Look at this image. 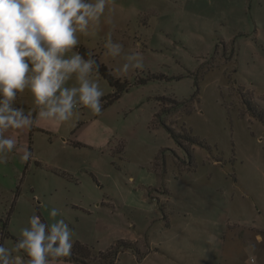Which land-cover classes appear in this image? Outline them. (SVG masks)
Returning a JSON list of instances; mask_svg holds the SVG:
<instances>
[{"label":"rangeland","instance_id":"1","mask_svg":"<svg viewBox=\"0 0 264 264\" xmlns=\"http://www.w3.org/2000/svg\"><path fill=\"white\" fill-rule=\"evenodd\" d=\"M81 35L122 85L93 73L102 111L8 133L0 165V244L32 215L73 231L63 264H264V0H113ZM142 69L121 76L123 56ZM75 80L69 82V86ZM33 107L27 92L18 97ZM58 216H50L51 209ZM83 245L90 252L72 254Z\"/></svg>","mask_w":264,"mask_h":264},{"label":"clouds","instance_id":"2","mask_svg":"<svg viewBox=\"0 0 264 264\" xmlns=\"http://www.w3.org/2000/svg\"><path fill=\"white\" fill-rule=\"evenodd\" d=\"M113 0H0V165L14 151L23 152L27 162L33 153L18 149L8 133L31 129L41 121L59 127L74 115L78 107L93 114L102 111L104 91L92 78L98 72L93 53L87 58L77 51L81 35L98 25ZM106 55L123 56L116 69L121 76L142 69L138 54L123 55V46L108 39ZM75 84L69 86V82ZM30 94L33 107L25 110L18 99ZM50 216H58L56 208ZM29 226L21 230L15 242L24 250L27 264H63L71 255L73 231L64 219L51 224L32 215ZM0 264H25L23 257L12 256L0 244Z\"/></svg>","mask_w":264,"mask_h":264},{"label":"trees","instance_id":"3","mask_svg":"<svg viewBox=\"0 0 264 264\" xmlns=\"http://www.w3.org/2000/svg\"><path fill=\"white\" fill-rule=\"evenodd\" d=\"M89 50H87L86 48H79V52L85 56V58H87V53ZM93 58L95 59L97 65H98V74H101L103 76V78H105L112 87L117 88L119 90V92L123 89L122 85L120 83V81L118 79H115V77L113 76L111 70L104 64H102L99 59L97 58L96 55L93 54ZM261 121L264 123V119L261 118ZM121 248H125V249H135L134 244L130 243V242H122L119 244L118 249H111L109 252H107L106 254H103L106 259H108L110 261L109 264H112L116 257L118 256L119 253V249ZM90 250L88 247H85L83 245H77L76 247H74L73 249V253L72 254H80L82 257H84V254L89 253Z\"/></svg>","mask_w":264,"mask_h":264}]
</instances>
